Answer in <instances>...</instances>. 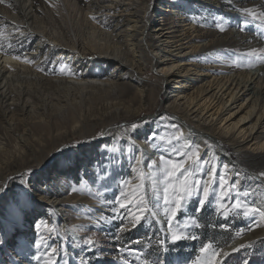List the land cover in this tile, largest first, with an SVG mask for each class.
<instances>
[{
    "label": "rangeland",
    "instance_id": "obj_1",
    "mask_svg": "<svg viewBox=\"0 0 264 264\" xmlns=\"http://www.w3.org/2000/svg\"><path fill=\"white\" fill-rule=\"evenodd\" d=\"M71 1L76 3L78 10H84L90 0ZM205 1L208 2L209 0ZM213 1L218 5V8L209 7L207 4L199 2V0H172L173 3L170 4L172 7L181 11L182 17H184L188 23L196 27L194 38H200V36L203 35L202 39H192L191 42L198 41V43H205L210 40H215L211 43L210 47L204 49V52L200 54L198 62L203 65L202 67L206 71H210L212 74L214 73V75L221 74L224 67L229 72L244 69L256 70L264 65V58H256L264 57V46H262V44L264 45V10L255 12L252 8L259 0H241L235 3L234 0ZM5 2L6 0L0 3L1 12L5 11ZM33 2V6H35L34 9L40 17L45 18L47 26L50 25L48 29H50L51 26L61 27L60 30H63L66 38H69L68 35L70 33L60 16L52 11V15L48 14L49 10H51L48 4L50 0H33ZM57 2H61V0H53V4ZM41 10L45 14H43ZM244 10L250 11L257 18L253 19V17L249 16L247 11ZM165 15L162 16L164 17L162 21L167 26L165 27L168 28L169 31L176 30L175 20L172 19L168 13H165ZM220 16L229 18L226 20L227 27L225 31H219L215 27V23L219 20ZM153 20L157 19L150 16L149 21L153 23ZM241 20L248 21V23L244 25L245 31L240 30ZM107 28L111 29L108 24L106 25V29ZM6 31V26L0 24V36H4ZM15 38H12L14 41L10 44L0 43V51H5V53L9 55L24 56L27 52H33L36 49L37 42L35 39L26 37L24 39L15 40ZM149 42H153L151 36L149 37ZM253 50L255 51V57L252 58V63H249L248 60L245 59L243 61L237 60V62L233 64L232 59H229V57H242ZM94 55H91V58L95 60ZM95 61V65L87 60L84 63H77L74 65L75 61L71 63L59 60L55 61L53 57H50L43 64L44 72L40 80H38V85H36L37 88L41 85L39 88L40 90L35 88V90H38L36 91L37 95H33L32 99L36 102L46 101L47 99H51L50 101L47 100L49 103L52 100L54 102L56 100L58 101V99L65 101L66 98L64 97V93H62L64 91L55 83V77L59 78L58 76H60L61 78L63 76H70L75 72H87L89 70V74L92 78L103 80L114 78L117 81L116 83L123 86V90L120 88L122 96L119 95V89L118 91L112 92V103L111 101L95 102L93 99H90L91 95L89 94L91 91L92 94L94 92V94H97L98 91L93 92V90H88L85 101H83V107L85 108L82 112L78 110L75 111L77 119L79 117V120H81L87 116L86 119L88 122H86L87 120H81L82 123L84 122L83 126L81 123L77 124L75 125L76 129L72 124L73 122L64 124L62 120L64 126L60 123L58 124L57 121L55 125L53 123L52 129L56 131L60 130L59 132L63 133V136L59 137V142L57 141V144H52L53 142L51 138L48 137V134L29 126L31 122L37 120L34 121V119L32 120L28 117H24L20 112H18L20 115L16 113L17 118L15 117V122H13L15 125L12 130V128H10V123H7L8 118L6 122V117L2 115L3 113L0 110V137H2V139L0 138V187L3 184L4 187L7 186V190L0 194V202L3 198L9 197L8 201L0 204V226L3 227L8 235V242L3 244L2 251H0V261H8L9 256L20 259L19 257H15L11 250V245L14 243V221L18 220L16 224L18 239L21 241V238H26L27 241H32L37 235L34 222L43 220L46 222L47 227L42 224L39 230L44 236L42 243L51 245L53 248L57 249L56 253H49V255L53 256L52 264H64L65 260H69L70 264H81V262H79L80 256H83L88 264H151L160 251L159 240L163 238L161 227H167L166 217L163 213V204L155 209L157 213L155 216L147 209L144 211V216L149 217L151 223H141L139 227L126 228L118 234L116 229L118 225L122 223L121 220L108 223L103 221L98 223V220H100V214L107 216L112 215V213L108 211L110 205L104 204V201L111 200L115 196L118 191V183L121 177L132 178L128 187L125 189L126 192H130L140 183L138 176L140 172H143L145 176L144 196L150 207L155 203L157 197H162L163 183L160 178V173L157 171L155 177L157 183L154 188L152 181L147 179V177L151 175L148 164L150 161H155L156 169H159V159L161 155L165 157L172 155L173 159H185V157H176L175 154L172 153L171 150L174 147L185 152L190 149L195 150L198 148L201 159H207L211 163L216 164L219 172H227L229 181L236 180L237 187L242 192L247 190L250 193L248 196L242 195V200L246 199L249 204L264 209V194H262L261 188L256 187L253 182L254 179H257L259 182L264 183V176L261 175V173H264V151L252 152L248 150L247 152H236L237 149L233 150L231 148L233 146H230V153H233V162L236 164L235 167L240 168L233 169L232 172H230V168L225 170L219 167L225 164L219 161L214 151L215 148L207 144L203 145L196 140L193 141V139L190 140L189 137L181 136V133H183L181 127L179 125L177 126L172 120L173 118L165 113L168 109L165 95L163 94L164 89L161 87L163 85V79L159 71L155 70L150 61L147 63L146 69L132 79H130L129 76L123 79L125 73L123 77L120 76V71L114 69L113 65L104 67L102 63ZM241 62L244 65L243 67L240 66ZM89 66L92 67L89 68ZM74 67H77L78 70L75 71ZM74 75L77 74L75 73ZM47 78L50 81H48ZM45 83L47 87H45ZM51 84L56 87L51 86ZM143 86H145V88H143ZM42 89L45 90L43 91ZM48 89L49 92L47 91ZM141 89L144 91L146 90L143 99L139 95ZM43 92L44 94L48 93L50 95H44ZM161 97L164 100H161ZM117 102L120 104L122 103L123 107L127 105L128 111H137V109H140V106H143V103L144 108L141 114L135 117L131 112L132 114L126 113L125 116L119 115L118 117L109 118L110 115L108 116V112L110 114V112L113 111H111L110 108ZM70 112L72 113L73 110ZM70 112L69 114L71 115ZM99 117L103 118L100 119ZM46 119L48 120V118ZM53 120L54 119H51V122ZM91 120L92 122H90ZM141 121H145V123L139 124L135 130L131 128L133 123H139ZM6 126H8L9 129H7L8 127L6 128ZM81 128L83 131L78 132ZM153 132H156L158 135L152 140H148L149 134ZM101 133H103L102 138L100 136ZM105 134H109L107 139H110V141L102 145ZM19 142L21 144H19ZM29 142H32L31 144L34 145H31ZM57 145L62 146V148L54 154V163H51L48 169H46L45 166L39 167V165L48 159L53 151H56ZM90 147H95L96 150L92 153H88L87 150ZM20 151L28 152L27 155H24L25 157L41 162H31L32 167L11 166L14 160H18L19 162L21 159H19ZM42 154H44L43 157ZM226 155L229 157L228 154ZM132 157H137L141 162L134 164ZM117 160L119 161L118 163L116 162ZM228 162L230 161L228 160ZM189 166L190 162L185 163V167ZM133 167L138 169L135 174L131 172ZM239 169L241 171L243 170V172L241 173ZM28 173H31V175H26ZM22 175L25 181H30L28 188L31 194L30 200L28 197L24 196L22 192L23 185L20 180ZM56 175L64 179L62 180L63 182L53 187L51 184L54 183L53 178ZM57 179H55V181ZM51 191L58 193V195H60L58 198H66L63 200L62 206L53 207V205L46 203L49 202V195L47 197L46 192L49 193ZM219 191L220 190L217 189L215 195L210 192L203 206V210L199 213L196 212L197 201L193 199L181 214L182 217H193V219L185 221L187 227H185L184 230L189 235L195 236L196 238L183 239L177 245H173L169 242V256L174 264H182L185 259H190L193 264H200L203 257L199 249L203 244L211 242L213 247L223 250L232 242L244 238V236H247L251 232L264 229V217H260L258 213L254 217L251 214L248 217L242 214L237 215V211L242 213L243 209L234 207L232 201L225 203L223 198L218 199ZM234 199L235 197H233V200ZM17 200L26 205V210L22 216L18 215L14 217L12 213L15 209ZM62 207L64 209H61ZM42 209L43 212L41 213ZM32 214H35L34 217ZM26 218H28L29 221ZM220 225H228V227L222 228ZM88 237L94 241L95 255L93 251L88 250L87 246L82 243V241ZM129 241L135 242L129 243ZM243 245L246 247L237 248L239 251H234L224 259L225 264H242L244 260H248L249 264H264V237L246 242ZM78 246H80V250L77 249ZM130 249H139L140 251H129ZM78 250L80 252L79 254L77 253ZM35 251V248H28L25 250L28 259L24 260L23 264H37V261L31 259V255ZM40 264H48L47 257H44V260L41 261Z\"/></svg>",
    "mask_w": 264,
    "mask_h": 264
},
{
    "label": "bare ground",
    "instance_id": "obj_2",
    "mask_svg": "<svg viewBox=\"0 0 264 264\" xmlns=\"http://www.w3.org/2000/svg\"><path fill=\"white\" fill-rule=\"evenodd\" d=\"M212 1L199 0V2L205 3L209 7L218 8V5ZM240 1L234 0V3ZM5 3V11H0V24H4L7 31L4 36H0V43L10 44L14 41L12 38L15 37V40L30 37L37 42L36 49L33 52H27L24 56H21V59H14L13 56L16 55H9L5 51H0V110L3 113L2 115L6 117V122L8 118L7 123H10L12 130L15 125L13 123L15 122V117L20 112L24 117L34 119V121L37 120L31 122L29 126L48 134V137L53 142L52 144H57L59 137L63 136V133H60V130H53L52 124L54 123L55 125L56 121L58 124H62L63 120L64 124L73 122L75 129L77 124L81 123L83 126L84 122L82 123L81 120H87V116L79 120L75 111L82 112L85 108L83 107V101H85L88 90L98 91L97 94H94L95 92L92 94V91L89 94L91 95L90 99L95 102H109L112 99V92L118 91V89L120 91V88L123 90V86L116 83L117 81L114 78L105 80L92 78L88 70L87 72H75L77 75L55 77V83L64 91L62 93H64L66 98L65 101L57 98L58 101L54 102L52 100L49 103L47 102L48 99L46 100V96V101L36 102L32 100L33 95H37L36 91L38 90H35V88H37L38 80H40L44 72L43 64L48 58L53 57L55 61L70 63L75 61L74 65L84 63L86 60L95 65L94 61L96 60L102 63L104 67L113 65L114 69L120 71V76L122 77L125 73L123 79L127 76L130 79L137 77V74L146 69L147 63L150 61L163 79L161 87L164 89L163 94L165 95L168 109L165 113L173 118L172 120L177 126L181 127L183 132L181 136L189 137L190 140L193 139V141L196 140L203 145L207 144L214 147L219 161L227 164L230 172L233 169L240 168L235 167L236 164L233 162V153H230V146H233L231 147L233 150L237 149L236 152H247L248 150L252 152L264 151V65L256 70L244 69L229 72L224 67L221 74L215 75L210 71H206L202 67L203 65L198 62V58L204 52V49L210 47L215 40L205 43L191 42L192 39H202L203 35L200 38L193 37L196 33V27L182 17L179 9L170 5L173 3L172 0H90L84 10H78L76 3L71 0H61V2L55 4H53V0H50L48 4L51 10H49L48 14L52 15V11L60 16L70 33L68 35L69 38H66L63 30H60L61 27L51 26L48 29L50 25L47 26L45 18L40 17L34 9L33 0H6ZM252 8L255 12L264 10V0H259ZM165 13H168L175 20L177 28L176 30L174 29L175 31H169L166 28V24L162 21L164 18L162 16ZM150 16L157 20H153V23L150 22ZM107 24L111 29H106ZM150 36L153 40L152 43L149 42ZM262 46L264 45L262 44ZM91 55H94L95 60L91 58ZM25 60L31 62H25ZM91 67L89 66V68ZM74 68L75 71L78 70L77 67ZM48 81L50 80L48 79ZM51 86L55 85L51 84ZM45 87H47L46 83ZM47 91L49 92V89ZM145 91L140 90L139 95L142 99ZM119 95L122 96L121 91ZM161 100L164 99L161 97ZM125 107L122 106V103H114L110 108L113 111L110 114L108 112L109 118L118 117L119 115L125 116L126 113L130 114L131 112L135 117L143 111L144 103L137 111H128L127 105ZM71 110H73L72 113L70 112ZM51 119L54 120L51 122ZM83 129H79L78 132H82ZM108 136L109 134L104 135L105 138L102 145L110 141V139H107ZM0 138L2 139V137ZM20 142L19 144H21ZM122 147L125 148L124 146ZM56 148V151H53L47 160L44 159L45 161L39 167L45 166L48 169L49 165L54 163V154L62 146L57 145ZM95 150V147H90L87 151L92 153ZM27 154L28 152L20 151L19 159H21L19 162L14 160L11 166L32 167L31 162H41L25 157L24 155ZM43 156L44 154H42ZM53 179L54 183L51 185L54 187L56 184L63 182L64 178L56 175ZM55 179L57 180L55 181ZM253 182L256 187L261 188L260 190L264 194V183L259 182L257 179H254ZM0 188H4V184ZM46 194L47 197L49 195V202L46 203L53 205V207L62 206L63 200L66 199L58 198L60 195L55 193V191L46 192ZM8 199V196L3 198L0 204L8 201ZM61 209L64 208L62 207ZM42 212L43 209L41 210ZM32 215L34 217L35 214ZM26 219L28 220V218ZM263 237L264 229L255 230L244 236V238L229 244L223 249V252L232 254L234 252L233 249L239 248L246 242ZM25 240L26 238H21V242ZM77 249L80 250V246ZM79 250L77 251L78 254L80 253ZM82 260L83 264H88L85 258L80 256L79 262Z\"/></svg>",
    "mask_w": 264,
    "mask_h": 264
},
{
    "label": "snow or ice",
    "instance_id": "obj_3",
    "mask_svg": "<svg viewBox=\"0 0 264 264\" xmlns=\"http://www.w3.org/2000/svg\"><path fill=\"white\" fill-rule=\"evenodd\" d=\"M0 3H3V0H0ZM249 16H252L253 19L257 17L253 15L248 10ZM229 18L220 16L219 20L216 21L215 27L219 31L226 30V20ZM248 23L247 20L240 21V30L245 31L244 25ZM255 57V51L249 52L242 57H229L232 59V63L235 64L237 60L243 61L248 60L249 63H252V58ZM14 59H21L20 55L13 56ZM264 58V57H256ZM25 62H31L25 60ZM243 67V63L240 64ZM73 75L75 73H72ZM145 123L141 121L139 123H133L131 128L135 130L139 124ZM158 134L156 132L150 133L148 140H152ZM101 138L103 133L100 134ZM107 147V146H105ZM172 153L176 157H185V159H173L172 155L165 157L164 155L160 156L159 159V169H156V162L150 161L148 164L149 171L151 175L147 179L152 181L153 187L156 186V175L157 171L160 173V178L163 183L162 188V197H157L155 203L149 206L145 200L144 188H145V176L143 172H140L138 179L140 183L136 188L132 189L130 192H126L125 189L128 187L131 177H121L118 183V191L111 200H105L104 204L110 205L108 211L112 213L111 216L100 214V220L108 223L115 220H121L122 223L118 225L116 232L117 234L124 231L126 228H136L141 225V223H151L149 217L144 216V211L147 209L153 216L157 213L155 209L159 208L161 204L164 205L163 213L166 217L167 227H161V232L163 233V238L159 240V253L156 255L155 260L151 264H174L173 260L169 256L168 244L171 242L173 245L179 244L183 239H195V236L189 235L184 228L187 227L185 224L186 220H191L193 217H182L181 214L185 211L188 204L191 203L193 199L197 201L196 212L199 213L203 210V206L207 198L209 197L210 192L215 195L217 189H219V198H223L225 203L232 201L234 207L237 209H243L242 213L237 211V215L242 214L245 217H248L250 214L254 217L257 213L260 217H264V209L255 207L252 204H249L246 199L242 200L241 196H248L250 193L247 190L243 192L237 187V181H229L227 172H219L218 166L211 163L207 159H201L199 156L198 148L195 150H189L187 152L181 151L177 148H172ZM133 163H140L141 161L137 157H132ZM119 162L118 160L116 161ZM190 162L189 167H185V163ZM223 169H227L228 165L219 166ZM138 169L133 167L131 169L132 173H137ZM26 175H31L28 173ZM264 176V173H261ZM22 182V192L24 196L31 199V194L28 191L30 181H25L24 176L20 177ZM7 186L0 188V192H5ZM107 190V189H106ZM233 197L235 199L233 200ZM26 210V205L22 204L21 201L17 200L15 209L12 213L14 217L20 215L22 216ZM18 220L13 222V240L14 243L11 245L12 253L15 257L20 259H15L13 256H9L8 261H0V264H23L24 260L28 259L25 250L28 248H35L36 251L32 253L31 259L37 261V264H40L44 260V257H47L48 264H52L53 256L49 253H56L57 249L53 248L51 245L43 244L42 240L44 239L43 234L40 233V227L44 224L47 227L46 222L43 220L34 222V227L36 229L37 235L36 238L32 241H23L21 242L17 237L16 224ZM222 228H227L228 225H220ZM175 229V230H174ZM0 251H2L3 244L8 242L7 232L0 226ZM117 238V237H114ZM75 242V241H73ZM135 241H129L133 243ZM88 248V250L94 251V241L88 237L82 241ZM246 246L241 245L240 248ZM129 251H140L139 249ZM233 251H239V249H233ZM199 252L201 253L203 259L200 261V264H225L224 258L228 257L230 253L223 252L222 249H217L212 246L211 242L203 244ZM219 258V259H218ZM64 264H70L69 260H65ZM83 264V260L81 261ZM182 264H193L190 259H185ZM242 264H249L248 260L242 261Z\"/></svg>",
    "mask_w": 264,
    "mask_h": 264
}]
</instances>
